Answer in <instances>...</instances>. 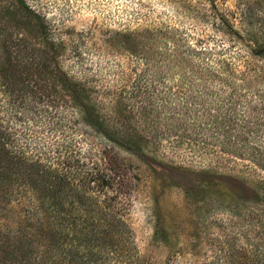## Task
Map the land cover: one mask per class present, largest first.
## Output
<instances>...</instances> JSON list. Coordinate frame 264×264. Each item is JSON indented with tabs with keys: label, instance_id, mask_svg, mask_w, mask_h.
<instances>
[{
	"label": "rangeland",
	"instance_id": "obj_1",
	"mask_svg": "<svg viewBox=\"0 0 264 264\" xmlns=\"http://www.w3.org/2000/svg\"><path fill=\"white\" fill-rule=\"evenodd\" d=\"M260 11L264 0H0V68L4 45L41 42L32 27L39 15L60 70L144 149L91 131L83 138L61 84L51 93L45 74L34 78L46 86L42 99L25 109L0 95V119L28 155L57 147L97 155L109 145L114 163L129 159L117 205L143 264H252L264 233V169L247 152L231 153L254 147L264 161V60L250 53L248 33ZM26 181L0 180V264L48 261L39 258L46 240Z\"/></svg>",
	"mask_w": 264,
	"mask_h": 264
},
{
	"label": "trees",
	"instance_id": "obj_2",
	"mask_svg": "<svg viewBox=\"0 0 264 264\" xmlns=\"http://www.w3.org/2000/svg\"><path fill=\"white\" fill-rule=\"evenodd\" d=\"M261 12L257 13L260 14L257 18L258 27L248 33L253 44L250 53L263 61L264 13ZM32 22L34 31L42 39L36 47L23 42L14 48L4 45L5 66L0 68V95H7L25 109L36 99H42L38 91L46 86H37L38 82L34 78L45 74L46 79L51 78V93L57 83L61 84L68 107L79 115L74 121H79L82 126L83 138L87 137V131H91L102 135L106 141L126 142L134 146L133 150L142 151L144 145L135 144L137 140L132 143L134 145L130 143L134 141L131 134L128 133L125 141L127 133L115 131L109 125L83 83L60 70L53 55L55 44L46 41L47 26L40 16L34 15ZM24 70L32 71V82H26L31 77L23 76L21 72ZM240 72L241 82L247 83L248 72ZM47 90L50 92L49 88ZM3 122L0 119V167L4 169L0 173V180L9 181L18 176L27 180L26 184L32 190L35 205L40 211L35 228L46 240V253L40 254L39 258L45 255L48 260L46 264H143L141 255L131 250L130 230L125 219L120 216L117 205L123 202L121 197L127 193L123 179L124 170L126 172L129 167V159L121 157L114 163L117 154L112 160L109 145L100 153L98 151L97 155L88 150L81 151L80 148L62 150L58 147L51 152L41 151L46 154L45 157H40L41 152L37 149L30 150L34 153L28 155L26 145L15 142ZM241 136L244 143L250 146L248 142L252 140L246 130ZM256 150L254 147L242 148L239 153L235 151L231 155L241 156L242 152H247L253 156L249 157L253 164L264 169V161L254 156ZM113 163L114 167L108 171ZM114 183L123 187V191L121 188L114 189ZM108 189L113 190L108 193ZM103 194L108 197L100 198ZM120 194L122 196L118 197ZM256 238L250 256L252 264H264V233ZM24 244L25 241L21 240V245ZM27 253L31 254L30 251Z\"/></svg>",
	"mask_w": 264,
	"mask_h": 264
}]
</instances>
